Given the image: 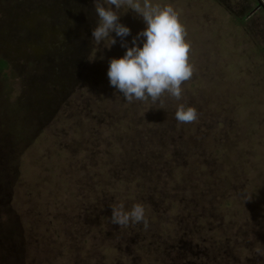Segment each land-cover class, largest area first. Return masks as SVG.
Here are the masks:
<instances>
[{"label":"rangeland","instance_id":"1","mask_svg":"<svg viewBox=\"0 0 264 264\" xmlns=\"http://www.w3.org/2000/svg\"><path fill=\"white\" fill-rule=\"evenodd\" d=\"M150 2L185 29L180 99L110 85L93 0H0V264H264V0ZM136 203L147 227L112 223Z\"/></svg>","mask_w":264,"mask_h":264},{"label":"clouds","instance_id":"2","mask_svg":"<svg viewBox=\"0 0 264 264\" xmlns=\"http://www.w3.org/2000/svg\"><path fill=\"white\" fill-rule=\"evenodd\" d=\"M93 2L97 16L93 40L97 45L110 41V48L119 37L121 47L125 49L123 56L108 61L110 85L129 102L147 99L157 102L165 92L180 99L181 85L191 78L193 70L188 62L190 46L177 12L170 5H153L150 0ZM125 7L145 25L132 38L131 46L126 40L131 35V28L121 23L119 14ZM175 119L180 123H191L197 119V112L192 107L180 106ZM111 221L119 226L144 224L147 227L148 224L145 207L139 203L133 204L130 210L123 204L112 208Z\"/></svg>","mask_w":264,"mask_h":264},{"label":"trees","instance_id":"3","mask_svg":"<svg viewBox=\"0 0 264 264\" xmlns=\"http://www.w3.org/2000/svg\"><path fill=\"white\" fill-rule=\"evenodd\" d=\"M58 60V62H61V58L60 59H57ZM41 67H43L44 69H46V71L48 72V65L46 64V66H45V64L43 65L42 64V66ZM10 69V63H9V61L8 60H6V59H0V73H3V72H6L7 70H9ZM46 72V73H47ZM47 77H48V75L47 74H45V76H44V78L42 77V81H40V84H42V86H47L46 85V81H47ZM44 79V80H43ZM37 101L35 100V101H33L32 103L34 104V106L33 107H31V108H27V119H32V117L34 118V119H36L37 118V113H36V111H37V107H38V105H35V104H38V103H36ZM31 104V103H30ZM29 107V106H28ZM42 107V106H41ZM36 120H38V118L36 119ZM153 120H154V124L153 125H151V126H155V125H158L156 128H155V131H152L153 132V134H155V132H157L156 131V129L160 126V122H158V119L157 118H155V116H154V118H153ZM156 120V121H155ZM149 122H147V124H148ZM142 131V133H145L143 130H141ZM137 140V139H136ZM137 141H139L138 142V144H140V147H141V145L143 144V142H141L140 141V139H138ZM5 146V145H4ZM3 146V147H4ZM8 159L9 160H11V157H8ZM7 159V160H8ZM12 229H13V227H12ZM2 241H4V238H3V236H2ZM12 257H13V254H12ZM4 262H5V260H4Z\"/></svg>","mask_w":264,"mask_h":264}]
</instances>
